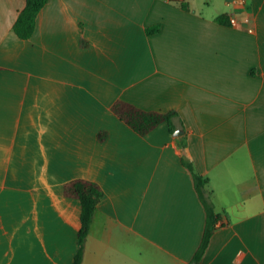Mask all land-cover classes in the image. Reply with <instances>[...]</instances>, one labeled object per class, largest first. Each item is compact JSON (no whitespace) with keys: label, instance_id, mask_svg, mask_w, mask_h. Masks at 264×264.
<instances>
[{"label":"crops","instance_id":"1","mask_svg":"<svg viewBox=\"0 0 264 264\" xmlns=\"http://www.w3.org/2000/svg\"><path fill=\"white\" fill-rule=\"evenodd\" d=\"M25 5L0 0V264H74L78 179L103 192L81 264H264V0H49L21 40ZM189 166L220 217L198 262Z\"/></svg>","mask_w":264,"mask_h":264},{"label":"trees","instance_id":"2","mask_svg":"<svg viewBox=\"0 0 264 264\" xmlns=\"http://www.w3.org/2000/svg\"><path fill=\"white\" fill-rule=\"evenodd\" d=\"M48 2L49 0H26L24 9L19 13L13 25V32L19 39L30 40L33 37L36 29L37 17ZM217 21L221 24H226L227 18L222 16L219 17ZM157 30L158 28L149 31V33ZM112 111L141 136L149 134L161 124H167L171 132H174L175 130L173 119L177 114L174 111H147L124 100L117 101L113 105ZM189 168L193 174L195 188L199 198L201 199L207 213L205 234L194 259V262H198L203 256L209 241L217 228L220 217L216 214L213 204L206 196L205 186L208 183V180L199 175L194 170L193 166H189ZM64 195L67 198L78 200L81 204V228L78 234V252L74 261V264H81L83 261L86 238L93 217L97 211V207L103 198V192L98 184L88 180L78 179L73 180L64 186Z\"/></svg>","mask_w":264,"mask_h":264},{"label":"built area","instance_id":"3","mask_svg":"<svg viewBox=\"0 0 264 264\" xmlns=\"http://www.w3.org/2000/svg\"><path fill=\"white\" fill-rule=\"evenodd\" d=\"M169 3H183L185 0H165ZM237 21L235 19L231 20L232 25H236Z\"/></svg>","mask_w":264,"mask_h":264},{"label":"water","instance_id":"4","mask_svg":"<svg viewBox=\"0 0 264 264\" xmlns=\"http://www.w3.org/2000/svg\"><path fill=\"white\" fill-rule=\"evenodd\" d=\"M178 134H180L179 132L178 133H176V135H178Z\"/></svg>","mask_w":264,"mask_h":264}]
</instances>
